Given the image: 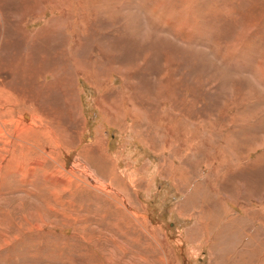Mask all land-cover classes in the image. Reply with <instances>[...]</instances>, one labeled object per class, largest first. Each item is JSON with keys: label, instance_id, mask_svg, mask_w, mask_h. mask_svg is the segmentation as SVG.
I'll list each match as a JSON object with an SVG mask.
<instances>
[{"label": "rangeland", "instance_id": "1", "mask_svg": "<svg viewBox=\"0 0 264 264\" xmlns=\"http://www.w3.org/2000/svg\"><path fill=\"white\" fill-rule=\"evenodd\" d=\"M263 137L264 0H0V264H264Z\"/></svg>", "mask_w": 264, "mask_h": 264}, {"label": "bare ground", "instance_id": "2", "mask_svg": "<svg viewBox=\"0 0 264 264\" xmlns=\"http://www.w3.org/2000/svg\"><path fill=\"white\" fill-rule=\"evenodd\" d=\"M33 11H34V9H33ZM33 14V13H32ZM56 21H57V19H56ZM56 23H59V22H56ZM54 24H55V22H54ZM47 26H48V24H47ZM57 26V25H56ZM56 28H58V27H56ZM59 29V28H58ZM48 33V32H47ZM56 33V32H55ZM44 34V33H43ZM51 34V33H50ZM41 35V34H40ZM56 35V34H55ZM52 40V39H51ZM84 45V44H83ZM89 48V47H88ZM76 51V50H75ZM60 52V51H59ZM80 52V51H79ZM93 52V51H92ZM53 53H55V52H53ZM56 53H58V52H56ZM76 53V52H75ZM100 53V52H99ZM59 54V53H58ZM78 54V53H77ZM79 56H77V59H76V61H74V63H72L71 65L70 64H68L66 67H67V69H64V70H62V71H68V74L70 73L71 75H69V77L70 78H66V81H70V79H71V77L75 74V73H86V72H91V71H93L92 69H94L95 68V65H94V60H92L90 57H91V55H90V57H88L89 56V53H82L81 55H84V60H81V59H79L80 58V54H78ZM82 57V56H81ZM66 58V57H65ZM72 58V57H71ZM96 59V58H95ZM78 60H80V62L78 61ZM101 61H99V63H100ZM64 63H66V62H64ZM80 63V64H79ZM109 63V62H108ZM62 64V63H61ZM61 64H59V65H61ZM46 65L48 66L49 64H47L46 63ZM53 65V64H52ZM66 65V64H65ZM70 65V66H69ZM100 65V64H99ZM101 66H103V65H101ZM107 66V65H106ZM51 68H52V66H50ZM56 67V66H55ZM62 67H64L65 68V66L64 65H62ZM71 67V68H70ZM48 68V67H47ZM61 68V67H60ZM99 67H97V69H98ZM104 68V67H103ZM102 68V70H104ZM49 70V69H48ZM58 70H61V69H59V67H58ZM57 72V71H56ZM53 74V73H52ZM87 74V73H86ZM98 74V73H97ZM102 74V73H101ZM42 75H44V74H42ZM42 75H41V77H42ZM55 75V74H54ZM58 75V74H57ZM64 75L66 76V74L64 73ZM63 75V76H64ZM64 76V77H65ZM32 80V79H31ZM30 80V81H31ZM35 80V79H34ZM57 80V79H56ZM33 81V80H32ZM59 81L60 80H58V84H59ZM62 81V80H61ZM35 82H36V80H35ZM38 82V81H37ZM71 82V81H70ZM61 84V86L63 87V88H66V87H64V82L62 81V83H60ZM163 86V85H162ZM48 87V86H47ZM52 87V86H51ZM36 88V87H35ZM162 89V88H161ZM35 90V89H34ZM55 90V89H54ZM58 90V89H57ZM67 92H69V91H67ZM162 92V91H161ZM37 95V94H36ZM194 104V103H193ZM144 113V112H143ZM27 119V121H28V119H30V118H26ZM235 121V120H234ZM243 136V135H242ZM241 136V137H242ZM246 136H247V134H246ZM250 136V135H249ZM229 138V137H228ZM264 138V137H263ZM255 140H257V139H255ZM263 140V139H262ZM260 141V140H259ZM232 142V141H231ZM258 144H259V142H257ZM264 143V142H263ZM229 145V144H228ZM248 145V144H247ZM260 145V144H259ZM253 146V145H252ZM261 146V145H260ZM228 148V147H227ZM249 149H251L250 147H248ZM247 148V149H248ZM246 151V150H245ZM244 154V153H243ZM237 165V163L236 164H234V166H236ZM205 166V165H204ZM206 168V167H205ZM179 170V169H178ZM192 182V180L190 181V183ZM236 182H237V180H236ZM190 183H189V185H190ZM238 184V186H235L233 183H232V185H230L229 187H231V189L235 192L236 190H241V188H247V186L242 182H238L237 183ZM201 186H195L194 187V193H192L191 195H190V199H187L186 198V201H184V204L185 205H183V206H181V207H184L183 209H185V210H188V204L189 203H191L192 205L193 204H195V201H199L200 202V198H195L194 196H195V194H198V193H200L201 194ZM261 192H263L264 191V187L263 188H261V190H260ZM259 191V192H260ZM252 192H248V190L246 191V196H245V198H248L249 196H253V195H257L258 194V192L257 193H252ZM192 196V197H191ZM193 198H195V199H193ZM199 199V200H198ZM234 201H236L235 199H233ZM201 202H204V200H202L201 199ZM191 208V207H190ZM182 211V210H181ZM197 219H198V217H197ZM215 218H213L212 217V219H210L211 220V222H210V224L211 225H213V223H212V220H214ZM215 226V229L217 228L216 227V224L214 225ZM205 227V226H204ZM212 228V227H211ZM210 228H209V226L207 225V228L205 227V230H209ZM224 264V263H223Z\"/></svg>", "mask_w": 264, "mask_h": 264}]
</instances>
